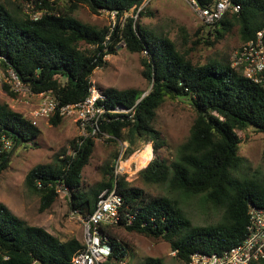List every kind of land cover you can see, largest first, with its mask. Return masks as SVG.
Wrapping results in <instances>:
<instances>
[{
	"label": "trees",
	"instance_id": "16d2710c",
	"mask_svg": "<svg viewBox=\"0 0 264 264\" xmlns=\"http://www.w3.org/2000/svg\"><path fill=\"white\" fill-rule=\"evenodd\" d=\"M195 1L202 8L213 3ZM233 1L240 5V11L225 15L213 26L204 25L205 32L197 45L213 49L233 30L243 44L263 27V0ZM38 2L33 12H42V16L36 21L20 9L12 13L0 4V69L13 72L33 94L50 91L60 105H67L87 97L93 72L104 66L105 55L115 54L120 42L130 53L145 51L147 61L142 63V75L151 84L150 92L135 105L141 97L136 89L103 90L107 110H133L122 115L107 114L111 120L101 124V133L111 136L107 139L110 142H126L124 160L139 143H152L154 156L138 172L142 183L165 187L175 196H203L221 212V218L212 225L193 226L171 196L151 197L132 187L123 176H115L108 166L103 169L104 181L83 189L82 170L89 164L95 145L91 139L80 146L74 140L69 155L61 151L52 163L28 171L24 185L39 197L41 209L50 208L61 186L69 192L70 208L84 217L93 211L103 190L115 189L123 200L117 226L167 242L183 264L194 252L219 253L240 244L245 237L249 205L264 208V176H237L243 160L238 154L240 139L236 131L253 128L264 137L263 90L235 73L226 56L215 54L203 64L194 63L188 52L178 50L168 37L136 25L135 15H150L144 8L138 12L144 0H69L70 6L63 9L48 0ZM80 4L92 14L115 12L112 31L73 17ZM81 45L93 50L82 51ZM3 88L15 96L7 85ZM166 97L185 100L195 114L188 138L170 162L156 155L163 140L154 127L157 109ZM62 119L56 114L50 123L57 126ZM39 134V129L21 114L0 104V136L12 141L11 151L0 152V174L6 170L13 150ZM128 216L133 217L130 225L126 222ZM110 228L104 227V234L112 250L109 262L116 264L126 259L127 249ZM79 248L77 239L61 241L43 228L28 225L0 203V264H70ZM144 264L162 262L146 259Z\"/></svg>",
	"mask_w": 264,
	"mask_h": 264
},
{
	"label": "rangeland",
	"instance_id": "374dc122",
	"mask_svg": "<svg viewBox=\"0 0 264 264\" xmlns=\"http://www.w3.org/2000/svg\"><path fill=\"white\" fill-rule=\"evenodd\" d=\"M38 1L40 0H0V4L12 13H17L19 9L25 13L35 8V2L40 4ZM48 1L56 3L55 6L60 9L70 6L69 0ZM143 4H145V13L150 15L143 17H135V15L136 25L168 37L178 50L187 51L188 57L194 63L203 64L215 54L226 56L230 63L233 53L241 46L234 30L213 49L206 48L205 45H197V40L206 28L193 11L190 0H144ZM73 17L83 24L98 29L109 28L111 23L116 21L115 17L112 18L107 12L92 14L82 4L75 10ZM80 49L93 50L84 45H81ZM144 60L147 61L144 52L130 53L125 44L120 42L115 48V54L104 56V66L93 72L90 82L102 91L108 88L136 89L141 96L148 94L151 84L142 75ZM14 95L10 96L3 86L0 87V104H7L14 112L31 121L33 111L38 106L37 99L27 94L14 93ZM194 118V111L185 100L166 97L157 109L154 123L163 140V145L156 150V155L168 162L174 160L178 148L189 136ZM37 129L40 131L39 136L30 142L19 144L11 153L6 170L0 174V203L30 226L43 228L61 241L75 238L80 242L81 222L73 215L74 211L70 208L69 192L59 186L56 201L50 208L42 210L39 197L28 191L24 185L25 176L33 167L52 163L54 156L61 151L69 155L72 151L71 143L79 137V131L70 118L62 119L57 126L52 125L50 120L42 119L39 120ZM236 133L240 139L238 154L243 160L237 176L262 178L264 176L263 135L253 128ZM34 141L35 146H33ZM94 143L89 164L84 167L81 174L83 189L88 190L105 180L104 167L114 169L116 163L121 162L127 170L122 176L132 187L142 189L151 197L171 196L179 203L193 226H208L220 220L221 212L206 202L203 196H175L168 194L165 187L142 183L138 175V172L146 166L140 165L142 155L148 148L152 159L154 156L152 143L146 145L139 143L136 151L125 160L124 148L127 146L124 140L110 142L101 137ZM110 233L126 247V264H144L146 259H158L162 264H183L175 258L169 244L161 239H151L128 232L121 226L111 227Z\"/></svg>",
	"mask_w": 264,
	"mask_h": 264
},
{
	"label": "built area",
	"instance_id": "2783aa9c",
	"mask_svg": "<svg viewBox=\"0 0 264 264\" xmlns=\"http://www.w3.org/2000/svg\"><path fill=\"white\" fill-rule=\"evenodd\" d=\"M190 3L199 21L206 26H213L222 20L225 15L240 11V5L233 0H213L209 7L204 8L200 7L195 0H190ZM144 6L145 4H142L138 12ZM33 10L25 12V14L31 20L36 21L41 18L42 12H33ZM109 14L112 18L116 15L115 12ZM114 26L115 21L109 27L110 32ZM143 52L146 55V52ZM230 68L243 78L259 86L264 92V25L255 33L251 40L241 44L233 53ZM4 85H7L10 91L17 95L27 94L37 99L38 106L33 111L32 120L29 121L32 126L37 127L39 120H50L56 114L63 119H72L79 131V137L76 141L79 146L87 139L95 142V140L101 138L98 135L105 139H111V136L102 134L100 130L103 122L108 123L111 120L106 115L128 114L133 110L122 108L107 110L104 106L106 97L103 91L92 84L87 97L83 101L67 105H60V102L50 91L33 94L28 87L20 82L13 72H3L0 69V87ZM145 95L147 94L142 95L135 105ZM114 120H117V118H114ZM0 143V152L8 153L11 151L12 141L6 138L5 135L0 136ZM125 171L127 170L122 166V163L117 162L114 168V175L120 177ZM122 204L123 200L115 189L111 191L106 189L97 197L95 208L90 214L83 217L74 211L73 215L81 222V241L79 242L80 248L71 259L70 264H115L109 262L112 250L108 237L104 234V227L118 225L119 211ZM127 218L126 222L130 225L133 217L128 216ZM260 261H264V208L249 205L245 237L240 244L219 253L205 254L194 252L190 255L186 264H254ZM116 264H126V260Z\"/></svg>",
	"mask_w": 264,
	"mask_h": 264
},
{
	"label": "bare ground",
	"instance_id": "6f19581e",
	"mask_svg": "<svg viewBox=\"0 0 264 264\" xmlns=\"http://www.w3.org/2000/svg\"><path fill=\"white\" fill-rule=\"evenodd\" d=\"M151 153H150V150L148 148H146L144 151H143V155H142V162H141V166H145L149 163L150 159H151Z\"/></svg>",
	"mask_w": 264,
	"mask_h": 264
}]
</instances>
